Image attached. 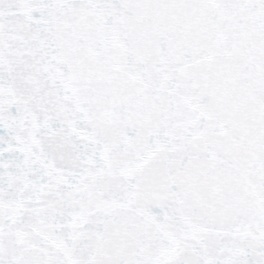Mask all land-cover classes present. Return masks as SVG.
<instances>
[{
  "label": "snow or ice",
  "instance_id": "snow-or-ice-1",
  "mask_svg": "<svg viewBox=\"0 0 264 264\" xmlns=\"http://www.w3.org/2000/svg\"><path fill=\"white\" fill-rule=\"evenodd\" d=\"M0 264H264V0H0Z\"/></svg>",
  "mask_w": 264,
  "mask_h": 264
}]
</instances>
